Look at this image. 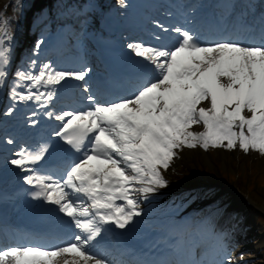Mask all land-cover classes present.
Listing matches in <instances>:
<instances>
[{
  "label": "snow or ice",
  "instance_id": "obj_1",
  "mask_svg": "<svg viewBox=\"0 0 264 264\" xmlns=\"http://www.w3.org/2000/svg\"><path fill=\"white\" fill-rule=\"evenodd\" d=\"M156 27L170 34L167 44L159 34L155 43L127 44L151 69L130 96L101 102L85 83L86 107L48 112L57 86L68 78L86 81L90 69L61 70L51 62L37 67L32 59L27 69L16 70L10 97L35 102L60 121L55 136L78 155L63 177L35 167L47 146L22 147L10 163L25 173L33 198L58 206L77 232L59 244H0V264H115L93 250L95 242L105 226L123 230L142 215L141 201L167 185L161 169L169 168L176 150L239 147L264 155V30L259 41L229 36L202 41L182 26ZM11 39L9 21L0 13V87L7 84ZM13 111L9 107L7 114ZM195 125L203 130L192 131ZM178 264L202 262L189 257Z\"/></svg>",
  "mask_w": 264,
  "mask_h": 264
},
{
  "label": "rangeland",
  "instance_id": "obj_2",
  "mask_svg": "<svg viewBox=\"0 0 264 264\" xmlns=\"http://www.w3.org/2000/svg\"><path fill=\"white\" fill-rule=\"evenodd\" d=\"M199 151H191L187 152L185 151L181 156V159L176 164L177 172L174 170L172 171V175H175V178L173 179L175 181H185L189 180L191 173H194L193 176H196V172L193 171V168L189 170L188 165V159L191 158L190 162H195L198 164V167H202L204 171H206L207 176H210V174H218V171L220 174H218L219 177L224 178L232 184V187L235 188V190H241L245 198H248L250 200L252 211L256 212L261 217V214H264V163L260 162V165L252 160L247 161L252 164L250 166L248 163L245 162V158H241L239 155H237L234 159L232 157H229L227 154H223L224 152L216 151V153H213L212 155L205 157L204 154H199ZM196 155V156H193ZM212 156V157H211ZM214 160H212V159ZM202 164H200V163ZM244 165L247 170L244 175V169L242 167ZM197 167V169H198ZM255 168V169H254ZM256 168L258 170H256ZM207 169V170H206ZM213 169H217L218 171H213ZM213 171V172H210ZM255 175L250 178H246V176ZM236 177V182H232L231 176ZM245 179L249 182V184L246 185ZM253 184H256V188L252 190ZM177 186V185H176ZM258 186V187H257ZM231 188V187H228ZM222 189V188H221ZM226 189V188H225ZM225 189H222L226 192ZM233 189V188H231ZM236 190V191H237ZM216 193V192H215ZM213 193L210 197H208V200H211L212 196L215 194ZM221 193V192H220ZM240 202L235 201L232 206L235 208L240 207ZM256 214V215H257ZM264 223V222H263ZM254 227V226H253ZM257 229V233L255 234V237L252 241H248L245 246H252V244H255L257 242L263 241L264 242V232L261 231L260 228L255 227ZM264 243L261 244L259 247L255 246V252L254 254L248 253L250 256H247L248 258H255L256 255L262 254L263 252ZM247 254V255H248ZM259 260V261H258ZM259 262L264 263V257L261 259H252L250 264H259Z\"/></svg>",
  "mask_w": 264,
  "mask_h": 264
},
{
  "label": "bare ground",
  "instance_id": "obj_3",
  "mask_svg": "<svg viewBox=\"0 0 264 264\" xmlns=\"http://www.w3.org/2000/svg\"><path fill=\"white\" fill-rule=\"evenodd\" d=\"M5 1L6 0H0V13H2L3 16L6 17L7 20L9 21V30L12 36V39L9 45L11 49V63L8 66V71H9L11 70L13 64L18 61L16 54L13 52L12 45L17 44L19 42L20 37H21V32H24L23 15L27 9L28 0H8L7 3L3 5V2ZM107 1H110V0H105V2ZM115 7L117 11L123 12V8L121 6H115ZM20 59H22L21 56H20ZM206 160L208 161V159ZM212 206L215 207L217 206V204L212 205ZM210 210H207L206 213ZM225 237L227 238L228 236L226 235ZM225 258H228V257H225Z\"/></svg>",
  "mask_w": 264,
  "mask_h": 264
}]
</instances>
